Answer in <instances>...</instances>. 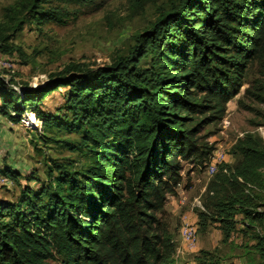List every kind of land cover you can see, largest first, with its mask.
<instances>
[{
  "label": "trees",
  "instance_id": "obj_1",
  "mask_svg": "<svg viewBox=\"0 0 264 264\" xmlns=\"http://www.w3.org/2000/svg\"><path fill=\"white\" fill-rule=\"evenodd\" d=\"M167 1L112 62H71L20 90L0 74L1 113L18 122L34 108L40 137L49 139L53 128L80 132L79 140L62 141L86 155L79 166L54 159L48 182L27 184L17 200L0 198V264H176L177 244L160 213L183 179L182 160L213 151L199 142L204 124L223 117L250 62L264 60V0ZM102 2L6 5L0 50L22 55L11 39L27 23L66 24L83 6ZM63 86L57 114L43 102ZM235 147L241 158L209 181L204 206L212 210L198 209L199 227L219 221L227 242L241 222L255 239L246 264H264V137L247 133ZM0 171L22 174L10 165ZM196 260L220 264L211 249H200Z\"/></svg>",
  "mask_w": 264,
  "mask_h": 264
},
{
  "label": "rangeland",
  "instance_id": "obj_2",
  "mask_svg": "<svg viewBox=\"0 0 264 264\" xmlns=\"http://www.w3.org/2000/svg\"><path fill=\"white\" fill-rule=\"evenodd\" d=\"M16 1L0 0V19L3 18L4 6ZM102 1L100 7L83 6L81 13L66 24L46 22L39 27L27 23L11 39V42L19 46L24 54L21 55L18 50L12 52L0 50V58L12 59L16 63L17 70L11 73L0 64V74L7 76L6 81L10 86L16 85L22 88L45 82L52 71L71 62H81L89 66L112 62L119 55L130 51L136 42L135 34L150 26L169 4L167 0ZM143 62L145 63L146 60ZM67 88L63 86L50 93L43 105L56 110L55 107L64 100L63 94ZM55 112L60 113L57 110ZM8 119L9 117L4 119L6 123L1 121L6 126L4 132L0 133V169L10 165L18 168L23 174L17 179L11 177L9 184L0 186V198L17 200L27 184L38 188L43 182H48L47 170L54 159L65 160L69 157L76 160V166L86 160V155L82 151L69 149L62 141L63 138L79 140L82 135L80 132L53 128V131L47 132V135L51 136L47 139L40 137V133L44 130L42 124L40 132L38 129L25 126L21 120L16 122L15 127H9ZM247 133L260 134L264 137V60L262 59H254L250 62L244 84L239 93L228 102L223 117L204 124L198 133L199 142L213 149L209 158L203 160L194 155L182 160L183 179L175 193L179 195V203L177 205L171 203L170 199L174 194H170L164 211L160 213L169 225L177 248H182L179 254L176 253L178 260L176 264H192L191 260L196 258L202 247L215 251L220 264H246L252 254V245L244 246L245 242L250 243L252 240L247 241L237 232L242 229L241 225H238L239 229L233 231L232 240L226 242L223 240L219 221L213 223L209 220L207 225H210L207 230H202L197 221L198 244L195 249L189 248L181 235L184 212L191 206H204V202H207L205 200L207 191L204 187L211 180L210 178H213L210 176L214 175L208 172L206 164L215 152L219 151L226 154L227 161L219 164L218 170L223 164L233 166L241 158L235 147L236 143ZM207 207L198 208L206 210ZM208 209L212 210L210 207ZM248 250L250 252H247Z\"/></svg>",
  "mask_w": 264,
  "mask_h": 264
},
{
  "label": "built area",
  "instance_id": "obj_3",
  "mask_svg": "<svg viewBox=\"0 0 264 264\" xmlns=\"http://www.w3.org/2000/svg\"><path fill=\"white\" fill-rule=\"evenodd\" d=\"M0 64L6 68L9 72L13 73L17 70V66L16 63L7 57H2L0 58ZM5 80H7V76H4ZM15 89H21L20 87L14 85L13 86ZM13 113H15L13 111ZM30 117V118H28ZM21 122L30 128H34V129H38L41 132V123L39 121V119L37 118L36 112L34 110V108H28L26 109L21 116ZM227 161V156L225 153L223 152H215V154L212 156V158L210 159V161L206 164L207 165V169L208 172L211 175H214L217 171H218V165L225 163ZM224 171L225 172H229L230 170L228 169L227 165H224ZM242 179V178H240ZM12 178L4 173H0V186L4 185V184H9L11 182ZM250 186L252 187H256L254 185H251L249 183ZM181 235L182 238L184 240V242L189 245V248H194L196 246L197 240H198V222L197 221H190L187 219L183 220V225L181 228Z\"/></svg>",
  "mask_w": 264,
  "mask_h": 264
},
{
  "label": "crops",
  "instance_id": "obj_4",
  "mask_svg": "<svg viewBox=\"0 0 264 264\" xmlns=\"http://www.w3.org/2000/svg\"><path fill=\"white\" fill-rule=\"evenodd\" d=\"M5 118H8V116L0 112V122L3 121V123H6L5 120H4ZM8 122H10V124H8L9 127H15L16 126V121L14 122L12 119L9 118ZM5 126L6 125L2 124V122H1V124H0V133L4 132ZM14 168L18 170V168H16V167H14ZM20 172L23 174L22 171H20ZM210 177H213V176H210ZM208 184H209V182H208ZM208 184L205 185L204 189L207 190ZM181 189H182V187H181ZM178 192L180 193V187L178 188ZM178 199H179V195L174 194L172 196V198L170 199V202L174 203L175 205H177L179 203ZM179 201H182V200H179ZM197 205H199V203H197ZM198 207H203L204 208L203 205L202 206H196V207L195 206L194 207L191 206L188 210H186V212H184L183 219H187V220H190V221H198L199 222V215H198V209L199 208ZM238 225H241V227L243 229V224L242 223H237L236 227L239 229ZM242 229L240 228L237 232H239L241 234V236L243 238H245L247 241L252 240L250 243L249 242H245L244 246H247L248 244L252 245L255 242V239L251 238L249 233H245L244 231H242ZM231 240H232V238H230L228 241H231ZM197 244H198V240H197V243H196V247H197ZM241 244H242V242H241ZM181 249H182L181 247H180V249H178V251H177L178 254H179V250H181ZM192 249H195V247L192 248ZM196 262H197L196 258H193L190 263L196 264Z\"/></svg>",
  "mask_w": 264,
  "mask_h": 264
},
{
  "label": "clouds",
  "instance_id": "obj_5",
  "mask_svg": "<svg viewBox=\"0 0 264 264\" xmlns=\"http://www.w3.org/2000/svg\"><path fill=\"white\" fill-rule=\"evenodd\" d=\"M177 251H178V248H177Z\"/></svg>",
  "mask_w": 264,
  "mask_h": 264
},
{
  "label": "bare ground",
  "instance_id": "obj_6",
  "mask_svg": "<svg viewBox=\"0 0 264 264\" xmlns=\"http://www.w3.org/2000/svg\"><path fill=\"white\" fill-rule=\"evenodd\" d=\"M28 118H30V117H28Z\"/></svg>",
  "mask_w": 264,
  "mask_h": 264
}]
</instances>
